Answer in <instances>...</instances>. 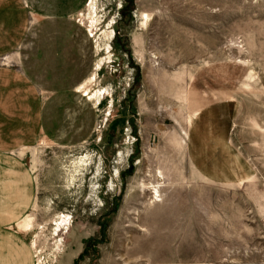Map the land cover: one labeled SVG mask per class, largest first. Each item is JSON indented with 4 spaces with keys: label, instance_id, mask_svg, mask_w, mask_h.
<instances>
[{
    "label": "rangeland",
    "instance_id": "obj_1",
    "mask_svg": "<svg viewBox=\"0 0 264 264\" xmlns=\"http://www.w3.org/2000/svg\"><path fill=\"white\" fill-rule=\"evenodd\" d=\"M25 1L37 264H264V0Z\"/></svg>",
    "mask_w": 264,
    "mask_h": 264
},
{
    "label": "crops",
    "instance_id": "obj_2",
    "mask_svg": "<svg viewBox=\"0 0 264 264\" xmlns=\"http://www.w3.org/2000/svg\"><path fill=\"white\" fill-rule=\"evenodd\" d=\"M31 12L25 0H0V264H37L24 222L37 205L29 152L45 134V102L35 80L14 65Z\"/></svg>",
    "mask_w": 264,
    "mask_h": 264
},
{
    "label": "bare ground",
    "instance_id": "obj_3",
    "mask_svg": "<svg viewBox=\"0 0 264 264\" xmlns=\"http://www.w3.org/2000/svg\"><path fill=\"white\" fill-rule=\"evenodd\" d=\"M147 18L145 14H142L141 19L143 20V24H146Z\"/></svg>",
    "mask_w": 264,
    "mask_h": 264
}]
</instances>
